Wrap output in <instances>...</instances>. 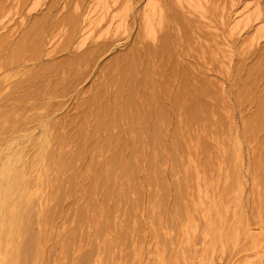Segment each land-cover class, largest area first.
<instances>
[{"label":"rangeland","instance_id":"374dc122","mask_svg":"<svg viewBox=\"0 0 264 264\" xmlns=\"http://www.w3.org/2000/svg\"><path fill=\"white\" fill-rule=\"evenodd\" d=\"M35 1L0 0V144L23 153L7 163L15 194L0 193V264H264V37L252 47L253 31L227 39L220 17L223 7L264 10V0H212L207 19L168 0L157 44H140L135 24L115 43L94 31L81 48L89 0ZM135 49L136 97L148 113L168 112L161 144L150 122L140 136L135 119L109 132L95 119L102 102L123 110L115 62ZM121 132L130 144L119 150ZM47 139L49 158L32 142Z\"/></svg>","mask_w":264,"mask_h":264},{"label":"bare ground","instance_id":"6f19581e","mask_svg":"<svg viewBox=\"0 0 264 264\" xmlns=\"http://www.w3.org/2000/svg\"><path fill=\"white\" fill-rule=\"evenodd\" d=\"M166 1L168 2V0H89L88 7H89L90 16L87 19L88 20L87 25L89 26V28L86 32L83 33V36L79 43V48L86 45L87 39L91 37V34L94 31H96V35L93 37H95L96 40L99 38H102L103 41H106L107 37H110L113 43L117 41H121V39L129 37L130 33H132V29L134 28L135 24H137L138 26L136 35H137L138 42L140 44L145 45L144 43L146 42L157 44L158 38H160L159 33L161 30H164L163 29V27L165 28L164 24L165 22H167V18L170 17L166 14V12L168 11L167 8H169L167 7ZM39 2L40 0L35 1L34 8H37L38 6L41 5ZM170 3H173L176 7H180L182 10H184L183 12L188 13L189 15L196 14L200 18L207 19L208 14H209V8H210L209 4L211 5L212 0H171ZM235 4H236V1L233 0L231 2V6H232L231 8H233ZM168 6H170V4ZM223 10H224V7L222 9L223 13H221L220 17L223 23L226 24L228 28V33L227 35H225V38L233 39L235 36H241L242 34L246 32L253 31V34L248 42L249 47H252L258 44L260 40L264 37V24H261L264 22V10L259 5V3H256L253 6H246L241 11L239 16L235 15V17L232 14L230 15V11H229L230 9L227 10L226 8L225 12L227 13L229 11L227 15H225L226 13H224ZM175 17H178V15H175ZM70 20H71V17H70ZM213 28H216V27H213ZM96 40H94L95 43H97ZM163 48L164 49L169 48V43L167 41L164 42ZM88 55L89 54L81 56L75 59L74 62L83 61L84 59H87L86 57ZM142 61H143V55L140 50H136V49L130 54H122L119 56V58L116 60L115 63L118 64V66H121L118 71L120 77L113 78V82L117 83V86L119 87V88L117 87V89H120L121 94L124 95V93L127 92L126 96L124 97V100L121 102V105H122L121 108L123 107V110L119 109L120 117H118L119 112L117 111L118 109H116L117 105L115 106L116 111L114 110L112 111V109H108L107 107H109L110 104L107 105L106 103L107 106H105L104 105L105 103L103 102H102L103 104L99 103L98 98H101L102 95L97 94L95 97L91 99V101H94V102L97 101L100 104V105H97V112L95 114V119H96V122L100 124V126L106 129L108 132L111 127L115 128L117 124L118 126L122 124L120 119H123L126 121V118H129L132 120V122L135 119L134 124H136L138 121L141 122V123L138 122L137 126H139L142 123L146 124L147 122H150V124L149 123L147 124L150 125L152 137L156 141L157 144L159 143L161 144L162 138L157 131L158 129L157 125L160 121H164L165 119H168V112L166 111V109L164 108L162 104H159L158 108H156L154 111L149 110V113H148L144 109L145 108L144 103L138 100V98L136 97L139 93L138 75L140 74L139 65L143 63ZM146 81L149 82L150 85L153 84L152 83L153 80L151 78L149 79L147 78ZM57 85L58 84H55L56 87ZM117 92H119V90H117ZM116 96H118V93L117 95L115 93V97L113 98V100L117 98ZM121 99L122 98H120V100ZM120 100H117L116 104L119 103L118 101ZM175 100L177 99L175 98ZM195 102H197V100ZM191 106H193V107H190L191 114H192L191 116L194 117L197 115L199 110L197 109L198 107L195 106V104ZM110 114H112L111 115L112 117L108 118ZM119 121H120V124L118 123ZM124 123L126 124V122ZM58 124H61V122L54 123L51 126V129L54 128ZM146 127L144 124H142V126H139L140 130L142 129V131H140L142 134H138V135L142 136L143 133L145 132L144 129L149 130V128H146ZM50 135L51 134H48L49 137ZM108 135L112 137L113 133L111 135L110 134ZM108 135L107 137L109 139H112ZM121 135L123 137V141L120 139H119L120 141H118L121 144L120 146V144L118 143L119 146L117 147L119 148V150L122 149V146H124L123 148H126L130 144L129 140L126 139V137L123 135L122 132L119 136ZM114 136L117 137L115 140H117L119 137L118 133L117 135L115 134ZM137 137L138 139L136 138L135 142H137L139 139H142V138H139V136ZM51 139L52 140L55 139L54 134H52ZM8 141L9 140H7V143L5 145L0 144V178H1L0 193L6 194V195L9 194L13 196L16 192V189L14 188L15 185L12 182H10V176H9V171H8L12 165L10 164V167H7V163L12 162V159L14 158L16 160H20V158L23 156V153H21L20 150H18V148H15L17 146H15L12 143V141L10 142ZM48 141L49 139H47L44 143L40 141L37 142V140L32 141L33 144L38 143L40 145L42 151L44 152L43 155L46 156L47 158L51 157L53 154L52 147L50 145L48 146L45 145V143ZM119 152H116L115 155L118 153L117 156L120 157L121 155H119L120 154ZM119 157L114 158L112 156V158L114 159L112 160L111 158L110 160L115 161L117 158L119 159ZM119 161L121 162V159H119ZM67 163H68L67 158H64L63 165H66ZM115 163L116 162H114L113 167H115ZM28 164L33 165V161L32 162L29 161ZM120 164L121 163H119V166ZM32 165L29 166L28 173L30 174V176H32V173H33ZM117 165H118V162L116 164V167L118 168ZM101 169L100 171H103ZM104 175L106 174L104 173ZM30 183L33 186L34 180L31 179ZM199 189H201L200 187L197 190L201 191ZM191 217H189L188 219L189 221L185 228V232L187 233V241H189L192 238V234L197 230V227H198L195 221L193 223L192 221L193 217L192 218ZM205 235L206 237L209 238L207 248L209 249L214 248L216 244V240L218 238L215 221H211L210 223H208L205 229ZM205 258L207 259V257ZM205 258L202 257L199 264H202ZM254 261L255 260H251V259L246 260L243 264H257Z\"/></svg>","mask_w":264,"mask_h":264}]
</instances>
